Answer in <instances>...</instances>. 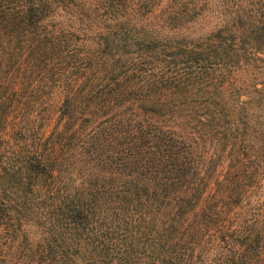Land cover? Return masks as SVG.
Here are the masks:
<instances>
[{"label": "trees", "instance_id": "1", "mask_svg": "<svg viewBox=\"0 0 264 264\" xmlns=\"http://www.w3.org/2000/svg\"><path fill=\"white\" fill-rule=\"evenodd\" d=\"M0 264H264V0H0Z\"/></svg>", "mask_w": 264, "mask_h": 264}]
</instances>
